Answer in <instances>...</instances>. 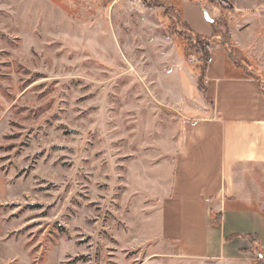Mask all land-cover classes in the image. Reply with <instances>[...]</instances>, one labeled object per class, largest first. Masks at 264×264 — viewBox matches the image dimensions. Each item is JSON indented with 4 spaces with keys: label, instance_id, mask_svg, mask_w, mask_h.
Here are the masks:
<instances>
[{
    "label": "rangeland",
    "instance_id": "rangeland-1",
    "mask_svg": "<svg viewBox=\"0 0 264 264\" xmlns=\"http://www.w3.org/2000/svg\"><path fill=\"white\" fill-rule=\"evenodd\" d=\"M166 1L0 0V264H194L161 233L190 124L212 111L193 39L263 77L264 0Z\"/></svg>",
    "mask_w": 264,
    "mask_h": 264
},
{
    "label": "crops",
    "instance_id": "crops-1",
    "mask_svg": "<svg viewBox=\"0 0 264 264\" xmlns=\"http://www.w3.org/2000/svg\"><path fill=\"white\" fill-rule=\"evenodd\" d=\"M252 31L234 27L232 38L254 47ZM256 74L245 61L237 64L227 46L211 50L212 111L190 124L161 209L162 236L176 242V256L187 262L253 264L252 240L264 250V76ZM196 233H202L199 246Z\"/></svg>",
    "mask_w": 264,
    "mask_h": 264
},
{
    "label": "trees",
    "instance_id": "trees-1",
    "mask_svg": "<svg viewBox=\"0 0 264 264\" xmlns=\"http://www.w3.org/2000/svg\"><path fill=\"white\" fill-rule=\"evenodd\" d=\"M159 4L165 6L166 10L168 11V9H175L174 6L169 3L166 0H159ZM162 1V3H161ZM178 13H180V11L178 9H176ZM192 31V30H191ZM193 32V31H192ZM194 34V32H193ZM193 42L195 43V48L196 49H200L202 50L203 54V59H205V64L204 68L202 69V74L199 75V87L201 89H203L204 91L207 90V86H206V69H207V65L210 59V53L207 50V46H210V40L206 39L204 36L201 35H196L195 34V38L193 39ZM223 44V43H222ZM225 46L228 47L229 52H230V56L232 57V59L237 63V64H242V62L239 60V58L236 57L235 52L233 51L232 47L228 45V43L223 44ZM258 75V74H256ZM260 77V75H258V78ZM221 218V213H217L214 216H212V221L214 223H218L220 221ZM252 237H250L251 239ZM252 252L256 255V259L253 262V264H260V261L264 258V250L262 249L261 245H260V241L258 240H252V248H251ZM264 264V263H263Z\"/></svg>",
    "mask_w": 264,
    "mask_h": 264
},
{
    "label": "water",
    "instance_id": "water-1",
    "mask_svg": "<svg viewBox=\"0 0 264 264\" xmlns=\"http://www.w3.org/2000/svg\"><path fill=\"white\" fill-rule=\"evenodd\" d=\"M206 16H207V19H208V20H210V21L213 22V20H212V19L210 18V16H209L208 12H206Z\"/></svg>",
    "mask_w": 264,
    "mask_h": 264
},
{
    "label": "built area",
    "instance_id": "built-area-1",
    "mask_svg": "<svg viewBox=\"0 0 264 264\" xmlns=\"http://www.w3.org/2000/svg\"><path fill=\"white\" fill-rule=\"evenodd\" d=\"M208 48H210V46H208Z\"/></svg>",
    "mask_w": 264,
    "mask_h": 264
}]
</instances>
